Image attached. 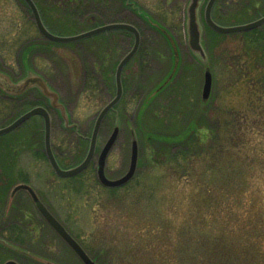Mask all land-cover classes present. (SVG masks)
Returning a JSON list of instances; mask_svg holds the SVG:
<instances>
[{
  "label": "rangeland",
  "instance_id": "obj_1",
  "mask_svg": "<svg viewBox=\"0 0 264 264\" xmlns=\"http://www.w3.org/2000/svg\"><path fill=\"white\" fill-rule=\"evenodd\" d=\"M42 1L45 19L54 25L50 29L62 36L124 18L122 0H101L92 8L97 12L78 13L76 19L57 8L56 0ZM190 1L136 0L155 26L158 22L169 31L168 39L144 19L126 15L141 28L142 47L148 48L124 68L118 114L106 118L97 145L98 156L120 125L107 168L109 175L122 177L136 138V175L125 187H103L92 175L95 169L84 180L56 176L43 152L44 134L23 139L29 123L0 136V187L6 188L0 229L14 220L26 225L30 218L38 220L51 248L34 241L31 250L25 249L62 254V263L46 258L47 264L85 263L48 227L28 191L11 195L22 183L10 176L13 172L29 173L36 193L97 264H264V24L255 43L245 32L209 33L201 20L207 0H201L204 62L188 42ZM219 7L216 20L225 25L264 15V0H220ZM112 31L54 44L39 32L23 0H0V127L33 104V97L24 95L29 89L19 94L15 85L41 71L79 129L55 127L52 142L64 151L61 162L69 166L83 157L89 143L80 134L91 136L97 115L115 96L117 65L134 42ZM36 40L46 45L28 48ZM108 50L106 66L102 60ZM206 67L213 85L210 98L203 100ZM191 123L207 136L184 150ZM155 147L162 150L158 155ZM173 147L185 157L174 160ZM9 256L0 247V257Z\"/></svg>",
  "mask_w": 264,
  "mask_h": 264
},
{
  "label": "water",
  "instance_id": "obj_2",
  "mask_svg": "<svg viewBox=\"0 0 264 264\" xmlns=\"http://www.w3.org/2000/svg\"><path fill=\"white\" fill-rule=\"evenodd\" d=\"M26 3L31 8V11L34 16V20L36 22L37 28L40 31V33L47 39L56 41V42H73L76 40L88 38L91 36H94L96 34L112 30V29H127L134 33L135 35V42L133 45V48L131 51H129L119 62L116 74H115V80H116V86L117 91L116 95L100 110L99 114L96 117L92 135L90 138V145L89 150L87 152L86 157L84 160L79 163L76 166H73L71 168H62L60 164L58 163L51 147V121H50V115L48 113V110L43 106H36L30 109L29 111L23 113L19 117H17L14 121L9 123L6 126L0 127V135L6 134L8 132H11L12 130L16 129L18 126H20L24 121H26L28 118L35 114H41L45 118V146L48 158L50 160L51 165L53 166L55 172L62 177H69L72 175H75L81 171H83L88 164L91 162L92 158L94 157L97 141H98V135L101 129V126L109 113L111 109L114 108V106L120 101L122 94H123V81H122V73L123 69L126 66V64L129 62V60L134 56L136 51L138 50L140 43H141V34L139 29L129 22H109L105 23L103 25H99L97 27H94L92 29L80 32L75 35H69V36H62L55 34L52 32L44 23L40 11L38 9V6L34 2V0H25ZM201 0H191L187 9V15H188V21H187V32H188V42L191 47V49L198 53L200 58L204 61H208V54L207 51L202 43V26L200 24L199 15H198V9L200 6ZM216 0H208L206 7H205V13L204 18L206 23L209 25L210 28L213 30L219 32V33H234V32H243L252 30L255 28H258L264 24V15L260 16L259 18H256L254 20L244 22V23H237L232 25H224L219 22H217L213 16H212V10L214 7ZM38 86L43 94H45L49 99H51V104L54 107H59L62 109L64 119L66 120V123L69 121V116L66 112L65 105L60 101V95L59 93L54 90L39 74L29 75L27 76L22 83H19L15 85L16 89H18V93H22L26 91L28 88L32 86ZM212 85H213V74L209 67H206L205 70V80H204V86H203V93L202 97L203 100H208L211 95L212 91ZM120 131V126L116 125L114 130L112 131L110 137L106 141L105 145L101 149V152L98 157V163H97V174L99 180L102 182L105 186H121L125 183H127L135 174L137 163H138V157H139V147L138 142L136 138L132 141V151H131V162L130 167L128 171L120 178L117 179H110L105 174V166L107 163V158L112 150ZM26 188L30 191L31 195L33 196L34 200L36 201V205L41 211V213L44 215V217L47 219V221L57 230V232L69 243V245L73 248V250L79 255V257L85 262V264H97L94 259H92L89 254L86 252V250L82 247V245L68 232V230L65 228V226L48 210V208L42 203V201L39 199L38 195L34 191V189L26 184V183H20L16 185L12 191V195H15V193L22 189ZM0 242L6 244L9 246L10 244L6 241L0 239ZM11 246V245H10ZM5 264H17L13 260L7 261Z\"/></svg>",
  "mask_w": 264,
  "mask_h": 264
},
{
  "label": "flooded vegetation",
  "instance_id": "obj_3",
  "mask_svg": "<svg viewBox=\"0 0 264 264\" xmlns=\"http://www.w3.org/2000/svg\"><path fill=\"white\" fill-rule=\"evenodd\" d=\"M23 1L26 4V6L29 8V12L31 13V17H33V13L31 11L30 7L27 5V3L25 2V0H23ZM51 1H55V0H43L42 2L49 3ZM56 1L59 3V7H57V8L63 9L62 7H64L63 13L69 14L70 16L71 15L72 16L73 15L76 16V14H78V13H87V14H90L91 12H97L96 10L93 11V9H92V8H94V4H96V3L93 2V0H83L81 5L79 4V1L78 0H56ZM104 1L106 2L108 0H104ZM34 2L37 4V6H38V8L40 10L41 17L44 20V18H45V16H44L45 15V8H43V7L41 8L40 0H34ZM218 2H219V0H217L215 2L214 7H213V10H212V16H213V18L215 20H216V18H215V12L214 11H215V7L219 4ZM139 6L140 5H139L138 2H136V0H122L121 1L120 10L123 12V15H124L123 17L124 18H119V20L113 21V22H129V23H132L133 25H135L139 29L140 34H141V43H140V46H139L138 50L134 54L133 58L138 57V56L141 57L140 55L142 54L143 48H145L147 50L148 47L147 48L146 47H142V37H143L142 35H143V33L141 32V28L137 24H135L133 21H131L130 18H128V16L126 17V15H128V13H133L135 17H138L140 19H144L147 22V24L150 26L149 29L152 30L154 28L155 31L157 30L162 35L165 32V28H163L162 26H159V27L154 26L152 24L150 18H147L148 17L147 12L145 10H142ZM107 9L110 10V8H108V7H107ZM143 11H144V13H143ZM204 11H205V7L203 8V11L201 13L202 14V17H204V13H205ZM72 16H71V18H75L76 19L75 16H73V17ZM92 18L94 19V17H92ZM94 20H96V19H94ZM110 22H112V21H110ZM118 30L119 31H122V34H123L122 35V40L124 42L126 41V38L127 37H133L134 38V42H135V35H134V33L132 31L127 30V29H118ZM111 32H113V31H108L107 33H111ZM134 42H133V45H134ZM54 44H66V43L56 42ZM43 45H46V43H44L43 41H37L36 40V41H32L28 45L29 46L28 48H31V47L38 48V47H42ZM133 45L131 46V48L129 49V51L132 50ZM110 54H111V52H110V50H108L106 52V55L103 56V60H102L103 61V65L105 64L106 66H108V64L110 62V56H111ZM39 72L41 73L40 75H42L44 77V79L48 82V84H50V86H51L52 84L48 80V78L46 79V76L43 75V73L41 71H39ZM86 75H87V71H86ZM85 78L87 79V76H85ZM32 87H30V88H32ZM34 87L35 88H32V89L28 88L29 89L28 92H26L24 94L25 96L33 97V99H34L33 104L29 108H27L24 112H22L20 114H17L12 119V121H14L17 117H19L23 113L29 111L33 107H36V106H43V107H45L48 110V113L50 115V121H51V147H52V151H53V153H54V155H55L58 163L60 164V166L62 168H71L73 166L78 165L79 163H81L84 160V158L86 157L87 153L85 155H83V157L79 158V160L77 162H75L74 164H71L69 166H66V165H63V163L61 162V157L62 156H65L64 151L63 152L59 151L58 148H56L53 145V142H52V134H53V131H54L55 127H57L58 125H59L58 127H60L63 124L64 127H69L71 129H76V131H79L77 125L71 123L72 122L71 121L72 120L71 113L69 112L66 103L63 102L65 104L66 111H67L68 115L70 116V121L68 123H66V120L64 119L62 109L59 108V107L52 106L51 99H49V97H47L45 94H43L42 91L40 90V88L38 86L35 85ZM58 93L60 94V100L62 101L63 100L62 95H61L60 92H58ZM116 107H117V105L114 107V109H112L109 112V114L107 115V117L111 113L118 114V112L116 110ZM40 122H41V124H38ZM26 123H29V125H28L29 126V129H28L29 131H28L27 134L25 133V135H23L24 136L23 139H25L27 137L29 138L30 136H32V134H38L40 132H42L44 134V148H43V152H44V155L47 158V160H48L51 168L53 169L55 175L58 176V177H61V178H76L77 180H84V178H85L86 175L91 174L90 173V170L95 169V171H93V172H95V174H92V175H93V177H95L96 181H98L103 187H105V188H107L109 190H115L116 191L117 189L122 188V187H125L127 184H129L134 179V177L136 175V172H135L134 176L127 183H125V184H123L121 186H114V187H112V186H105V185H103L102 182L99 180L98 174H97V163H98V157H99V155L97 156V148H98V146H96V151H95L94 157L92 158L91 162L88 164V166L83 171H81V172H79V173H77L75 175L69 176V177L59 176L55 172L53 166L51 165L50 160H49L48 155H47V151H46V146H45V118L41 114H35V115L31 116L30 118H28L26 121H24L20 126L25 125ZM20 126H18L16 129L12 130L11 132L14 133L15 130H17ZM102 127H103V124H102L101 128ZM11 132H9V133H11ZM119 133H120V131H119ZM80 135L82 136L81 139H83V138H84V140L86 139L88 141L89 145H90V138H91V136L89 137V136H83L82 134H80ZM91 135H92V133H91ZM99 136H100V132H99V135H98L97 145H98V142H99ZM118 137H119V134H118ZM89 145L87 147V152L89 150ZM30 149H33V147L32 146L31 147L29 146V150ZM38 151H39V149H37V152ZM9 163H10V160H9ZM105 174L110 179L120 178V177H113V176H111V175L108 174L107 163H106V166H105ZM10 176H12V177H19L21 179L22 183H26V184L30 185L34 189V187L32 186V184H30V182H29L30 181L29 173L27 174L25 171H18V172L11 173ZM22 189L28 191L29 194L31 195V193H30V191L28 189H26V188H22ZM2 190H3V188L0 187V198L3 195ZM34 191L36 192L35 189H34ZM36 194L38 195V193H36ZM31 197H32V199H33V201L35 202V205H36V201L34 200V198H33L32 195H31ZM38 197L42 201V203L48 208V210L53 214V212L51 211V209L44 203V201L40 198L39 195H38ZM36 207H37V205H36ZM38 210H39V208H38ZM39 212L41 213L40 210H39ZM41 215L43 216V218L45 219V221L49 225L48 227L52 231H54L55 233H57L65 241V243L72 249V247L69 245V243L47 221V219L44 217V215L42 213H41ZM0 218H1V210H0ZM62 224L65 226V228L68 230V232L74 238H76L74 236V234L69 231V229L67 228V226L64 223H62ZM41 233H42V225L40 224V222L38 220L33 219V218H30V220L28 221V224L27 225L24 222H21L19 220H14V221H11V222L7 223L5 226H3L0 229V237H2L1 239L4 240V241H6L7 243H9L11 246L10 245L7 246L6 244L0 242V247L6 249L7 252L11 253V256L6 257V258H1L0 257V264H5L9 260H13L17 264H47L46 263V260H45L46 258L54 259V260H56L58 262H61L60 260H61L62 254L59 251H55L54 253L50 254L48 252H36V251L32 252V251H28V250L25 249V248L30 249L29 248V243H32V242L36 241V242H40V243L44 244L45 248L47 250H50V248H51L50 245H49L50 242H48L45 238H43L42 235H41ZM28 235L30 236L29 238L27 237ZM23 249H25L26 251L23 250ZM54 250H56V247H55Z\"/></svg>",
  "mask_w": 264,
  "mask_h": 264
},
{
  "label": "trees",
  "instance_id": "obj_4",
  "mask_svg": "<svg viewBox=\"0 0 264 264\" xmlns=\"http://www.w3.org/2000/svg\"><path fill=\"white\" fill-rule=\"evenodd\" d=\"M79 1V4L81 5L82 4V1L83 0H78ZM99 1L101 2V0H96V7L97 5L99 4ZM103 3V2H102ZM219 4L215 7V11L216 9H220L219 5H220V0L218 2ZM214 11V12H215ZM220 12V10H218V13ZM215 18H216V14H215ZM44 21L45 23L50 27V28H54V25L53 24H50L48 22V20H46L44 18ZM206 28L207 30H209V33H213L215 35H222L221 33H218L214 30H212L208 25H206ZM246 35H248L250 38H253L252 41L257 42L258 39H261L262 38V33L261 31L259 30V28H256V29H252V30H249V31H244ZM262 49L264 50V45L262 46ZM167 84V83H166ZM163 87V86H162ZM162 87L160 88V90L162 89ZM116 114V113H115ZM190 131V132H189ZM189 132V133H188ZM186 133L187 136L183 139V141L185 142V145L183 148L184 150H186V147L189 146L191 147L194 143H197V144H201V142L206 138V130L205 129H201L200 127L198 128V126H196L194 123H191L189 125V127L186 129ZM166 137V136H165ZM173 141V139H172ZM174 145V144H172ZM175 148V150H174ZM180 147H173V151L170 152V154H172V158H174V160H177V159H180V158H184L185 155H186V152H181L180 150ZM162 150L158 147H155L153 149V153H155V155H158ZM185 153L184 156H182V154ZM94 171V170H93ZM6 191V188H3L2 192L4 193Z\"/></svg>",
  "mask_w": 264,
  "mask_h": 264
}]
</instances>
